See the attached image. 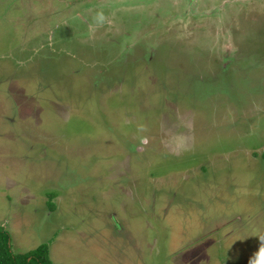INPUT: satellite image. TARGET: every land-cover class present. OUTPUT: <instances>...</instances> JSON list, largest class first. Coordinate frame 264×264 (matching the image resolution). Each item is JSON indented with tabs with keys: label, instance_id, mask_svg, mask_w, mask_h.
I'll return each mask as SVG.
<instances>
[{
	"label": "rangeland",
	"instance_id": "1",
	"mask_svg": "<svg viewBox=\"0 0 264 264\" xmlns=\"http://www.w3.org/2000/svg\"><path fill=\"white\" fill-rule=\"evenodd\" d=\"M263 154L264 0H0V226L15 253L249 264Z\"/></svg>",
	"mask_w": 264,
	"mask_h": 264
},
{
	"label": "trees",
	"instance_id": "2",
	"mask_svg": "<svg viewBox=\"0 0 264 264\" xmlns=\"http://www.w3.org/2000/svg\"><path fill=\"white\" fill-rule=\"evenodd\" d=\"M263 158H264V154H263ZM0 264H55V263L51 258L49 244H42L38 248L27 253H15L11 246L10 232L4 226H0Z\"/></svg>",
	"mask_w": 264,
	"mask_h": 264
},
{
	"label": "clouds",
	"instance_id": "3",
	"mask_svg": "<svg viewBox=\"0 0 264 264\" xmlns=\"http://www.w3.org/2000/svg\"><path fill=\"white\" fill-rule=\"evenodd\" d=\"M106 17L103 11L96 14V20L98 23H103ZM143 130V129H141ZM260 247L259 250L250 259L249 264H264V235H259Z\"/></svg>",
	"mask_w": 264,
	"mask_h": 264
}]
</instances>
